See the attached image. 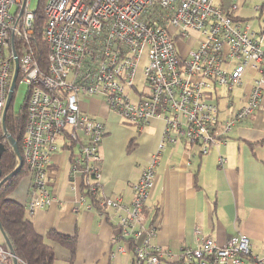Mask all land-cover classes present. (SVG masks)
Returning <instances> with one entry per match:
<instances>
[{
    "label": "built area",
    "instance_id": "built-area-1",
    "mask_svg": "<svg viewBox=\"0 0 264 264\" xmlns=\"http://www.w3.org/2000/svg\"><path fill=\"white\" fill-rule=\"evenodd\" d=\"M38 1L32 9V0H0V129L16 57V82L28 88L21 157L29 181V212L52 202V154L63 147L73 148L71 172L80 171L89 190L95 189L88 176H98V146L105 129L102 121L83 110L81 95L102 94L106 107L137 125L161 117L160 147L185 140L198 144L202 153L224 143L234 121L246 117L259 102L264 17L257 28L238 19L233 12L239 0L227 5L222 0H45L44 68L30 43ZM144 51V84L138 89L134 77ZM247 69L260 75L248 104L221 120L217 88L229 90L239 84ZM155 157L133 185L130 208L119 199L103 201L126 210L123 226L143 221ZM161 254L172 257L145 244L136 251L133 264H158ZM12 257L0 244V264H13ZM176 259L181 264H264V250L253 253L247 235L240 232L222 246L210 237L201 238L199 246L184 248Z\"/></svg>",
    "mask_w": 264,
    "mask_h": 264
},
{
    "label": "crops",
    "instance_id": "crops-1",
    "mask_svg": "<svg viewBox=\"0 0 264 264\" xmlns=\"http://www.w3.org/2000/svg\"><path fill=\"white\" fill-rule=\"evenodd\" d=\"M222 1L227 5L230 0ZM256 4L259 10L254 9ZM256 4L253 10L259 21L264 17V1ZM259 77L247 69L239 84L229 90L217 88L221 120L230 119L248 104ZM223 87L225 95L220 94ZM234 87L237 102L234 95L227 98ZM81 106L102 121L105 129L98 146V176L88 180L95 187L94 200L82 191V173L71 172V147L52 154L49 189L53 200L49 205L28 212L29 181L24 175L8 195L26 207L38 234L55 230L76 237L72 263L69 251L54 243L53 264H133L136 251L145 244L171 254L169 258L161 254L158 264H181L176 259L179 253L199 246L201 238L210 237L222 246L240 232L247 235L253 253L264 250V84L257 105L234 121L224 143L206 153L185 140L160 147L161 117L137 125L120 118L100 99L91 98ZM154 156L153 186L142 209L143 221L123 226L126 210L103 201L119 199L130 208L133 185Z\"/></svg>",
    "mask_w": 264,
    "mask_h": 264
},
{
    "label": "trees",
    "instance_id": "trees-1",
    "mask_svg": "<svg viewBox=\"0 0 264 264\" xmlns=\"http://www.w3.org/2000/svg\"><path fill=\"white\" fill-rule=\"evenodd\" d=\"M44 1H38L33 21L34 31L30 37L32 50L37 55L38 61L43 68L46 66V55L48 53V46L43 38L45 17L42 4ZM26 100L27 94L17 110H14L10 103L5 115L6 130L16 142L20 154L21 140L26 121ZM263 141L264 139L261 142ZM0 142L5 146V150L0 158L1 177H3L15 168L18 160L11 144L8 140H4L2 127L0 129ZM24 174L25 169L24 165H22L17 174L9 177L0 186V226L11 243L15 255L20 260L18 264H53L55 258L53 251L54 243L61 245L69 251V262L72 263L76 250V237L74 235L70 236L59 233L55 230H48L44 235L38 234L34 229L33 221L31 215L28 214L29 211L27 212L26 210L27 208L8 198L9 193ZM89 177H91V174ZM82 179L84 180L82 186L83 193L90 195L94 200L93 191L89 190V186L85 183L86 178L82 176ZM0 244L4 247L7 246L3 239Z\"/></svg>",
    "mask_w": 264,
    "mask_h": 264
},
{
    "label": "rangeland",
    "instance_id": "rangeland-1",
    "mask_svg": "<svg viewBox=\"0 0 264 264\" xmlns=\"http://www.w3.org/2000/svg\"><path fill=\"white\" fill-rule=\"evenodd\" d=\"M236 3H237V8L234 10L233 13L236 16L244 17L245 22L250 23L253 28H257V24L259 21L256 19V17L258 15V12H255L253 10V5L256 3H260V0H246V2L244 4H241V1H237ZM31 8L32 9L36 8V0H32ZM14 9H15V7L13 6L11 8V11L13 12ZM145 61H146V51H144L142 53V55L139 59L138 65L136 67V73H135V77H134V85H136V87L138 89L143 88V84H144V70L143 69H144ZM224 88L225 87L222 88V90L220 91V94L224 93V95H225L226 88L225 89ZM27 91H28V88H27L26 84L21 83L19 81L16 82L15 89H14L13 94H12V100H11V106L14 110H17L20 107V105L22 104V102L25 99ZM130 91H132V89ZM229 95L230 96H227V98H231V95H234L236 102L238 101V99H237L238 93L235 90V87L230 92ZM80 98H81L82 103H83V102H88L91 98L103 99V95L102 94H95L94 96L87 97V98L84 97L83 95H81ZM221 104H223V103H221ZM24 176H25V174H24ZM2 239H3V237L0 233V243L2 242ZM5 248L9 249L8 246H6ZM12 258H13L12 260L14 261V254H13ZM17 260H18L17 262L19 263L20 260L18 257H17Z\"/></svg>",
    "mask_w": 264,
    "mask_h": 264
},
{
    "label": "water",
    "instance_id": "water-1",
    "mask_svg": "<svg viewBox=\"0 0 264 264\" xmlns=\"http://www.w3.org/2000/svg\"><path fill=\"white\" fill-rule=\"evenodd\" d=\"M17 73H18V62H17V58L15 57L14 58V72H13V76H12V80H11V84H10V87H9V91H8V94H7V99H6V102H5V105H4V109H3V112H2V124H1V127H2V130H3V133L5 134L8 142L11 144L14 152H15V155L17 157V160H18V163L17 165L15 166V168L10 172L8 173L7 175L1 177V170H0V186L11 176L17 174L20 169L22 168V157H21V154L19 152V149H18V146L16 144V142L13 140V138L11 137V135L7 132L6 130V127H5V115H6V112H7V109L9 108V105L11 103V100H12V93L14 91V87L16 85V76H17ZM5 150V146L3 143L0 142V158H1V155L3 153V151ZM0 233L3 237V240L4 242L7 244L8 248L12 251V253L14 254V261H13V264H18V260H17V257L13 251V247L11 245V243L9 242L8 238L6 237L5 233L3 232L1 226H0Z\"/></svg>",
    "mask_w": 264,
    "mask_h": 264
}]
</instances>
